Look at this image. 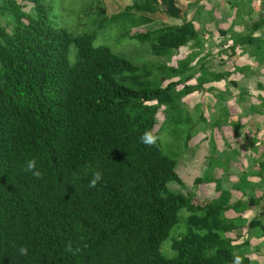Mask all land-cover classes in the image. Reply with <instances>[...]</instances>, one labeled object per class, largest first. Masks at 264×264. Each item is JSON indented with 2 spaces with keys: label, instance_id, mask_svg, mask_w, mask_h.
Wrapping results in <instances>:
<instances>
[{
  "label": "trees",
  "instance_id": "trees-1",
  "mask_svg": "<svg viewBox=\"0 0 264 264\" xmlns=\"http://www.w3.org/2000/svg\"><path fill=\"white\" fill-rule=\"evenodd\" d=\"M201 1L206 0L122 5L111 0L116 7L109 4L114 10L108 13L103 0H85L80 9L67 12L56 10L58 0H0V264H232L234 255L242 264H257L248 255L254 249L250 237L236 241L243 233L249 236L260 218L245 224L242 216L225 213H243L263 200L264 192L229 204L221 192L229 162L209 170L210 163L194 180L195 186L213 184L214 197L207 193L202 201L168 188L170 182L182 184L179 154L167 155L172 144L159 139L162 126L177 139L185 133L178 147L183 153L206 117L199 103L193 116L181 100L229 75L214 73L205 44L216 30L221 36L233 35L232 30L216 24L215 30L199 31ZM194 6L196 15L188 18ZM73 14L80 27L92 18V29L72 32ZM203 17L215 23L211 10ZM263 25L264 17L246 36L234 38L229 56L234 47L251 43L252 33ZM112 27L119 28L121 38L145 46L151 60L136 62L114 52L105 44ZM181 49L187 52L178 58ZM263 51L259 47L256 54ZM161 109L163 120L157 124ZM222 122L220 113L210 138ZM225 122L235 133L237 121ZM146 131L158 137L156 145L141 142ZM30 159L41 178L24 171ZM93 171L103 179L90 188ZM262 173L264 162L260 179ZM233 191L242 190L228 194ZM181 212L185 229L166 256L161 245ZM69 242L81 252H65ZM20 246L28 255H19Z\"/></svg>",
  "mask_w": 264,
  "mask_h": 264
},
{
  "label": "rangeland",
  "instance_id": "rangeland-1",
  "mask_svg": "<svg viewBox=\"0 0 264 264\" xmlns=\"http://www.w3.org/2000/svg\"><path fill=\"white\" fill-rule=\"evenodd\" d=\"M18 2H20V0H17ZM59 3L56 2V10L61 9L63 12H67L70 10H77L80 9L81 6L84 5L85 0H58ZM104 6L107 9L108 13H111L114 10V7H116L114 4H112L111 0H103ZM128 1L131 0H116L117 3L119 4H124L128 3ZM253 0H206V1H201V4H203L204 8H203V14L198 15L199 16V22H203L200 23L198 25V30L199 31H204L207 32L209 30H211V28L215 27L216 24L218 25L217 27H219L220 29H223L222 27H224L225 29L230 28L232 30V37H236V36H240V37H244L246 36L249 32V27L245 28L247 26H250L251 24H254L255 22L261 20L264 17V0H258V4H256V6H251ZM109 4L113 5L114 7L109 6ZM59 5V7H58ZM226 5L225 8H227L228 12L226 10H224L223 6ZM195 9L196 7L194 6L193 8H191L187 14L188 18L192 17L195 14ZM27 10V8L25 9ZM206 10H211L212 11V16L215 20V23H213L212 21H206V18L203 17L204 13ZM197 11V10H196ZM232 14H230L229 12H232ZM78 12H80V10H78ZM226 12V13H225ZM260 15H263V17H260ZM73 18L70 20L71 23V27L70 30L74 33H85L89 30L92 29V24L91 23V19L89 18L88 20H86L83 25L80 27V23L78 21V19H76V16L73 14L72 15ZM196 17V16H195ZM230 18H232L231 20H229ZM203 19V21H202ZM206 21V22H205ZM227 21H229V23H226ZM232 21V22H230ZM172 23H178L176 21L171 20ZM228 24V25H226ZM160 24H156L154 26V28L159 27ZM152 28V26H150ZM242 30V33H237L238 35H236V31L238 30ZM80 29V32H77V30ZM214 30L216 28H213ZM109 31V30H107ZM120 30L119 28L114 29L112 27V30L109 31L108 33H104V35L106 36L105 38H107L105 40V44L108 45L110 48H112V50L114 52H117L118 54H122L124 55L126 58L139 62V61H149L151 60L150 58V53H148V51L146 50L145 46H141L136 44L133 40H131L130 38H121V34L119 33ZM103 35V37H104ZM243 35V36H241ZM255 35H257L258 37L260 36V38L264 41V26L260 27L257 31H255ZM219 38V35L216 34V36L211 37L209 36L207 38V43L205 44V52L210 51V52H215L214 54L219 56V54H222V52L224 50L227 49V47L229 46L228 41L226 40L225 42H222ZM261 39H259V43L261 44ZM103 42V40H102ZM100 40H97L95 42V44H99ZM230 43H233V39L232 41H230ZM222 46V49H221ZM224 47V48H223ZM261 47L262 49H264L262 47V45H258V44H254V46H252V49L254 48H258ZM132 48H137V50H134ZM211 49V50H210ZM236 48H233V51ZM259 49V48H258ZM181 54L179 55L178 58H183L186 54V50L185 49H181L180 50ZM230 54V49H228V51L226 52L225 56L228 57ZM257 56V54H256ZM73 58V52L70 54V59ZM253 58V59H250ZM247 59L249 60V62H253V61H260L264 63V51L262 52V55H259L257 57L251 56L250 54L247 55ZM232 67V66H231ZM190 84H194L195 81L192 80L189 82ZM207 94L205 90H199L197 92H194L192 94H190L189 96H187L186 98L182 99L181 102L182 104H187V108L188 111L194 114V106L195 104L199 103L198 105H201L200 107V112H202L204 114V116L206 117V120L210 123L209 125L206 122H202L200 123L197 128H196V136H194L191 133V138H193L194 142H197L196 145L192 144V140H190V142L188 143V147L187 149L183 152L180 153L178 152V147L182 146L180 145L181 143L183 144L185 142V138L181 139V136L183 138V135H180V132L178 133V136L180 135L179 139L174 138L173 136H171L170 134V129L165 128V126H162V130L159 133V139H161V141L163 142V144L165 145V143H167L168 145H171L170 149H167L166 147V154L167 155H171V156H178V174L180 176L181 179V184H177L175 182H170L168 183V188L173 191L174 193H178V194H182V195H188V194H196V198L198 197L199 199H201L202 201H204V196L209 193L210 195H213L214 193V185L213 184H207L205 186H195L194 180L198 177H201L204 173V170L207 169L211 163V166L209 168V170L211 168L216 167L217 165H219V162L225 161L226 160V164L228 163L229 159L232 158H236V156L238 154H241V152L239 151V144L243 143V139H244V128L241 127V116L238 117V122H237V137H238V142L236 145H234V148L232 147L233 150V154L231 156L228 155V153H222L219 149L216 148V146H214L213 144H208L207 142L205 143L204 140L201 142V140L203 138H205V129L206 130H210L212 128V126L214 125H218L217 123H215V121L217 120L216 118H213L214 114H215V110L214 108H212V103H214L215 101L213 100H209L210 102H208L206 100ZM212 101V102H211ZM264 101V100H263ZM209 104V105H208ZM235 104L236 102H232L231 104H229V108L232 110H235ZM250 107L245 109L246 113L250 112ZM252 109V106H251ZM253 110V109H252ZM195 112H199V109L195 110ZM220 113V112H219ZM258 113H264V108H261V111H257L254 112L255 115L257 116H262L264 114H258ZM204 117V118H205ZM223 118V116H222ZM163 120V114H162V109L159 111V113L157 114V124H160V122ZM233 120V118L230 119V121ZM262 122V121H261ZM223 123V122H222ZM222 123L220 124V126H222ZM170 127V126H169ZM156 129H158L156 127ZM257 131L262 130V134H259L257 139L258 142L257 143L254 139V137L252 135H248L249 140L252 142V146H247V149L251 150V155L248 157L249 159V165H251V162L253 160H255V154L261 150V152L264 154V127H258L256 128ZM248 132V131H247ZM210 133V132H209ZM171 136L174 139H170L169 136ZM216 139L218 140V133H216ZM229 139V138H228ZM160 141V140H159ZM220 143V142H219ZM222 144V143H220ZM208 145V146H207ZM173 153V154H171ZM258 159H260L259 155ZM180 157V159H179ZM221 169H223V171H225L226 167L222 166L220 167ZM207 171H205L206 173ZM209 173H211V171H209ZM228 174H231L232 177L237 178V180H239L240 178H242L244 175L243 174H239L237 171L233 170V171H228ZM263 174V173H262ZM261 184H253V185H249L246 182L244 183V185L241 184V186L239 187L240 190H242L241 192L245 194V192L249 189L254 190L256 193L257 198L260 197L263 192H264V174L263 177H261L260 179ZM222 182V189L221 192L224 195H226V199L227 200H231V197L228 194V187L226 185V180L221 181ZM257 188V191H256ZM251 194V193H249ZM246 195V194H245ZM225 197V196H224ZM263 201V202H262ZM253 210L250 211L249 215L245 216V220H250L252 218H254L255 216L259 217L261 221V224L256 227L255 229H252L249 237L253 239V241H256L257 238H260L258 241L259 243L257 245H259V252H256L255 250H257V248L255 247L256 245H254V249H253V253H249V257L254 260L256 262L257 260V264H264V198L263 200L259 201V203L254 204V206H252ZM185 212H181V220L179 222V224L177 226H175L168 238L162 243L161 245V251L164 255L166 256H170L173 253L170 251V247L172 244V241L174 238H176V236L182 232L185 229L184 226V222H183V215ZM260 231L262 233V236L258 237V234L256 232ZM263 238V239H261ZM237 242V241H236ZM253 246V245H252Z\"/></svg>",
  "mask_w": 264,
  "mask_h": 264
},
{
  "label": "crops",
  "instance_id": "crops-1",
  "mask_svg": "<svg viewBox=\"0 0 264 264\" xmlns=\"http://www.w3.org/2000/svg\"><path fill=\"white\" fill-rule=\"evenodd\" d=\"M256 4H258V0H253L251 6L254 7L256 6ZM225 7L226 5L223 6L224 10L228 12L227 8ZM229 13L232 14L233 11ZM260 17H263V15H260ZM231 19L232 18H230L229 20ZM226 23H229V21H227ZM248 27L249 26L245 28ZM222 28L223 30H226L224 27ZM242 30L243 28L241 30L236 31L235 34L238 35L237 33H242ZM216 34L219 35V33H217V30L216 33H213L211 37L216 36ZM251 36H252L251 43L249 42L247 45L240 44L236 46L234 55L231 57L230 56L226 57L225 54L228 51L230 45H232V43H230L231 39L237 37L242 38V37L240 36L232 37L230 33L224 36L219 35L218 39H220L222 42L229 40L228 41L229 46L227 47L226 50L222 52V54H219V56L215 55L214 51L211 52L213 67H217L214 73L215 74L229 73V75L227 78L222 79L220 81H210L208 84H205L204 86V89H206L205 90L206 93H208L206 100L208 102H210L209 100L215 101L211 105L212 108H214V110L216 111L213 118L218 119L220 113H222L223 116L222 126H220L218 129L214 128L216 133H218L219 135L218 140L222 144H220L215 138L216 135L215 132H214V138H210L208 135L209 130L206 129L204 135L205 138H203L201 142L204 140L205 143L206 142L208 144L211 143L214 146H216V148L219 149L222 153H228V155L231 156L234 150L232 149V147L234 148V145H236L238 142V137L236 134L237 129L234 133L233 127L231 128V125L225 121L226 120L230 121V119L233 118V120H236L238 122V117L239 116L242 117L240 122H241V127L244 128V139H243V143L239 144V151L241 152V154H238L235 159L232 157L229 159L228 161L229 164L227 165L228 167L227 169L228 171L235 170L239 174H243L244 176L239 180H237V178L232 177L231 174H228L227 173L228 171L225 172L224 176L225 175L227 176L226 185L228 187V190L232 188H237L239 190L241 184L244 185L245 182L249 185L261 184L260 177H258L257 172L259 171V164L261 162H264V154L261 152V150L258 151L255 154V160H253L251 162V165H249L250 161L248 157L251 155V150L247 149V146H252V142L249 140L248 135H252L255 141L259 143L257 137L259 134H262V130L257 131L256 128L264 127V115L257 116L254 114L256 110L261 111V104L264 100V63L260 61L249 62V60L247 59V55L250 54L251 56L257 57L258 55L256 56V50L259 47L252 49V46H254V44L256 43L258 45H262V47L264 48V41L260 38V36L258 37L257 35H255V32H253ZM259 39H261V44L258 42ZM223 60H225V63L223 65H220V63L223 62ZM232 102H236L235 110L229 108L230 106L229 104H231ZM251 106H255L252 107L253 110L251 109ZM249 107H250L249 109L250 112L246 113L245 109ZM258 114H264V113H258ZM233 120H231L230 122H232ZM210 123L212 122L207 121L208 125ZM196 133L193 135V138L194 136H196ZM193 138H191L190 140H192L193 145H196L197 142H194ZM257 155H259L260 159H258ZM177 168L176 171L178 173ZM255 193L256 192L252 189L247 190L245 192L246 195L241 194V192L239 191H233L229 194L231 197V200H229V204H233L235 201L248 202L250 195L252 197L253 196L257 197ZM210 196L214 197L215 194ZM252 210H253L252 206H248V209L243 213H236L234 210H228L225 213V215H227L226 216L227 218H232V219L237 218L238 216H242L243 218H245V216L249 215L250 211ZM250 220H247L245 224H247ZM235 222H238V219L235 220ZM256 233L258 234V237L262 236V233L260 231ZM247 237L248 236L243 233V236L237 241V243H242L243 240L244 241L248 240ZM259 239L260 238H257L256 241H253V239L250 238V245L251 246L253 245L252 247L256 245L255 246L257 248V250H255L256 252H259V245H257L259 243L258 241Z\"/></svg>",
  "mask_w": 264,
  "mask_h": 264
},
{
  "label": "clouds",
  "instance_id": "clouds-1",
  "mask_svg": "<svg viewBox=\"0 0 264 264\" xmlns=\"http://www.w3.org/2000/svg\"><path fill=\"white\" fill-rule=\"evenodd\" d=\"M141 142L145 144L146 146L152 147L156 145L158 137L155 136L152 132L146 131L141 136ZM24 171L30 172L35 178L39 179L42 176V173L37 169L36 167V161L35 159H30L26 162ZM103 179L102 174L99 171H93L92 172V179L89 182V187L94 188L96 187L97 183L100 182ZM83 247H87V245H83ZM81 247H73L72 243L69 242L65 245V252L71 253L72 255H77L81 252ZM18 253L21 256L28 255V248L24 246H20L18 248ZM257 262V261H256ZM232 264H242V258L239 255H234Z\"/></svg>",
  "mask_w": 264,
  "mask_h": 264
}]
</instances>
